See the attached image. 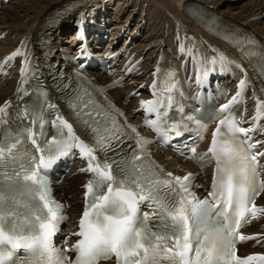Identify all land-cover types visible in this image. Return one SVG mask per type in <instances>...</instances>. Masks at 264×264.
<instances>
[{"label": "snow or ice", "instance_id": "obj_1", "mask_svg": "<svg viewBox=\"0 0 264 264\" xmlns=\"http://www.w3.org/2000/svg\"><path fill=\"white\" fill-rule=\"evenodd\" d=\"M260 53L264 56V46ZM189 55L197 60L191 50ZM223 60L213 58L210 63L222 64ZM200 63L207 76L210 69L203 67L204 61ZM152 86L156 88L155 82ZM246 86L247 81L241 80L240 91L223 106L228 114L219 119L208 153L198 158L203 165L211 154L216 162L211 191L203 199L191 191L193 174L180 177L164 172L144 152L141 146L147 141L143 138L136 139L137 148L129 154L105 155L101 163L95 149L80 140L62 116L45 121V108L55 106L42 99L43 93L17 112L13 120L16 131L8 127V105L0 107V264H99V260L113 256L116 264H264V254L236 255L238 243L250 239L260 242L240 229L264 213V206L255 204L264 192V180L260 179L264 165L259 159L264 152L253 151L259 142H251L249 133L256 128L241 127L231 113L232 105L242 102ZM175 87L172 83L167 90ZM168 99L170 103L171 97ZM141 103L149 112H158L161 101ZM69 107L101 151H115L113 142L122 143V128L111 109L98 104L87 89L77 94ZM261 115L264 102L258 106L254 122ZM45 123L55 126L56 136L38 143L40 136L46 135ZM146 123L156 125L152 120ZM32 125H38L37 133ZM74 147L87 159V168L81 171L93 178L84 185L86 204L76 233L81 239L72 249L60 250L53 245V237L67 219L65 206L53 199L44 173ZM190 151L195 154L196 149ZM140 203H146L151 215L139 212ZM66 251L77 252L74 262Z\"/></svg>", "mask_w": 264, "mask_h": 264}, {"label": "bare ground", "instance_id": "obj_2", "mask_svg": "<svg viewBox=\"0 0 264 264\" xmlns=\"http://www.w3.org/2000/svg\"><path fill=\"white\" fill-rule=\"evenodd\" d=\"M74 1L16 0L5 5L0 9V37H2L0 60L4 54L11 53L19 48H27L29 57L32 55L38 56L42 52L40 44L42 27L50 20L58 17L63 12L62 10ZM97 1L100 2L94 7L95 14H93L92 19L98 17L103 18L104 21H114L116 17H119L122 19L123 27L129 25V19H132L131 25H135L137 22L136 25L141 26L140 24L145 22V28L140 33L142 36L135 40L134 50H137L140 54L148 50L147 54L151 55L167 41L166 35L170 37L171 32L176 35L179 31H186L185 26L188 30L198 31L208 37L204 29L209 33L224 34V26L239 25L242 22L244 27L248 28L251 33L256 32L258 35L264 36V0H117L115 3H112L115 0H83L85 4L79 3L81 1L77 2V6L72 7L70 9L71 13L67 16L73 18L79 10L87 8L90 3ZM187 7L190 9V13ZM60 11L62 12L59 13ZM120 13L122 15L126 13V18H123ZM142 17L143 20H141ZM213 17H215V20H211ZM180 26L184 28L181 29ZM111 30L115 31L113 28ZM68 31L69 28L66 27V23L58 24L53 32L55 34L54 38L59 36V33L64 37ZM153 67V65H148L147 62L143 63L139 73L131 81L111 91L113 98L118 100L122 99L128 92L141 91V95L133 98L127 108L129 111L143 109L144 106L141 102L147 101L154 78ZM16 71L17 69L13 72ZM127 72L128 68L123 69L119 76L126 77ZM100 77L101 79L97 80L99 83H107V81L113 79L110 76ZM19 79L20 76L8 77L0 83V107H3L5 103H14L12 109L25 103V99L19 98ZM146 88L147 91H145ZM250 103L253 110L255 103L252 97H250ZM9 123L11 124V121ZM210 137V135L207 137L201 145V149L209 145ZM0 139H2L1 134ZM170 154L173 153L168 151L166 156ZM181 161L183 159L180 157H174L170 162L176 165ZM181 164L194 171H199V177H202L203 180L209 181L212 178L213 168L210 166H206L204 170L200 171L190 160ZM73 170V168L70 169L63 183L56 186V194L69 205L71 214L68 223L69 230L79 223L83 214L86 191L84 185L89 181V177L85 173L71 174ZM255 204L258 207L264 206V192L259 195ZM262 223H264V213H258L255 218L250 219L245 231L257 235L259 239L264 238V230L260 228ZM242 248H245V252L249 254L264 251L260 247L251 248L250 244H245Z\"/></svg>", "mask_w": 264, "mask_h": 264}, {"label": "rangeland", "instance_id": "obj_3", "mask_svg": "<svg viewBox=\"0 0 264 264\" xmlns=\"http://www.w3.org/2000/svg\"><path fill=\"white\" fill-rule=\"evenodd\" d=\"M116 1H117V0H115V1H114V2H112V3H115ZM62 5H63V4H62ZM61 7H63V6H61ZM61 7H60V8H61ZM3 11H4V10H3ZM3 11H1V12H3ZM120 14H121V16H122L123 18H126V17H125V14H126V13H125V14H123V15H122V13H120ZM145 91H147V88H146V90H145ZM71 199H72V198H71Z\"/></svg>", "mask_w": 264, "mask_h": 264}]
</instances>
